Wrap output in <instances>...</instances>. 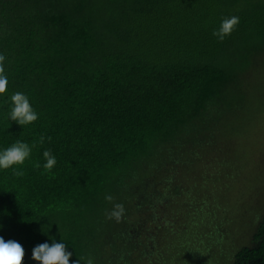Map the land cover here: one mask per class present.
Segmentation results:
<instances>
[{
    "label": "trees",
    "instance_id": "obj_1",
    "mask_svg": "<svg viewBox=\"0 0 264 264\" xmlns=\"http://www.w3.org/2000/svg\"><path fill=\"white\" fill-rule=\"evenodd\" d=\"M231 16L239 24L219 42L212 32ZM0 54V147L37 145L23 176L0 170V236L25 248L23 264H38L32 249L51 238L67 244L70 264H149L151 247L170 256L196 234L160 219L188 222L174 201L196 148L246 109L264 57V0H0ZM17 91L39 114L24 128L6 118ZM44 150L57 158L51 172L34 166ZM231 264H264V216Z\"/></svg>",
    "mask_w": 264,
    "mask_h": 264
},
{
    "label": "rangeland",
    "instance_id": "obj_2",
    "mask_svg": "<svg viewBox=\"0 0 264 264\" xmlns=\"http://www.w3.org/2000/svg\"><path fill=\"white\" fill-rule=\"evenodd\" d=\"M251 77L243 115L225 130L226 136L215 132L220 139H215L217 136L213 134L211 142L196 148L195 176L182 179L183 192L176 196L174 205L188 208L186 217L190 215L191 218L186 224V218L179 224L170 218L172 215L168 211L160 219L174 233L188 227L198 234L186 233L181 237L183 244L176 243L179 250L170 256L163 252L161 255L157 246L151 247L148 256L152 264H158L162 258H167L162 264H231L238 246L253 245V234L264 216V57ZM183 171L187 173L189 169ZM210 172L214 176L209 177ZM192 187L196 190L190 191ZM216 213L218 216L214 217ZM225 218V224L218 223ZM197 219L200 220L198 224L192 223ZM218 231L227 239L216 233ZM217 240L222 242L218 243L220 246Z\"/></svg>",
    "mask_w": 264,
    "mask_h": 264
},
{
    "label": "clouds",
    "instance_id": "obj_3",
    "mask_svg": "<svg viewBox=\"0 0 264 264\" xmlns=\"http://www.w3.org/2000/svg\"><path fill=\"white\" fill-rule=\"evenodd\" d=\"M239 24V18L236 16L226 17L222 19L219 27L213 30L212 35L219 41L223 42L226 37L236 29ZM5 56L0 54V97L7 93L8 77L5 73L4 62ZM8 111L6 118L15 122L22 128L33 125L38 119L39 114L32 106L30 97L23 92L17 91L7 97ZM44 137L40 138L43 144ZM36 143L17 140L7 147H0V170H11L17 176H23V167L26 162H31L33 149ZM43 163H35L36 168H43L46 172H51L57 164L56 156L51 150H44L42 153ZM105 199L112 201L111 195H106ZM124 214V207L121 204H115L109 218H115L117 221ZM52 243H41L33 247L31 251V260L38 264H70L73 255L67 250V244L64 242H56L54 238ZM25 259V248L16 240H5L0 236V264H23ZM72 264H80L79 261H73ZM91 264V261L88 262Z\"/></svg>",
    "mask_w": 264,
    "mask_h": 264
}]
</instances>
